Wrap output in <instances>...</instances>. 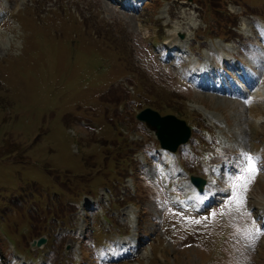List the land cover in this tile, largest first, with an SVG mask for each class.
<instances>
[{"label":"rangeland","instance_id":"1","mask_svg":"<svg viewBox=\"0 0 264 264\" xmlns=\"http://www.w3.org/2000/svg\"><path fill=\"white\" fill-rule=\"evenodd\" d=\"M260 19L264 0H0V145L24 150L20 161L0 160V248H15L7 264L18 254L41 262L44 251L28 245L34 225L59 234L49 264H264V225L248 212L264 199ZM225 46L237 56L230 65ZM147 105L193 127L176 153L137 119ZM191 173L208 179L200 197ZM105 175L119 206L105 187L74 193ZM171 194L205 214L181 213ZM80 203L69 227L70 213L59 214ZM72 238L82 256L74 247L65 259Z\"/></svg>","mask_w":264,"mask_h":264},{"label":"water","instance_id":"2","mask_svg":"<svg viewBox=\"0 0 264 264\" xmlns=\"http://www.w3.org/2000/svg\"><path fill=\"white\" fill-rule=\"evenodd\" d=\"M138 117L147 121L148 124L156 130L158 137L166 148L176 150L178 145L187 141L191 135L190 126H188L186 121L174 115L161 116L159 113L148 108L138 114ZM192 180L200 187V189L203 188V185L205 184L204 179L193 176ZM45 242L46 237L43 236L40 239L34 240L32 246L38 247Z\"/></svg>","mask_w":264,"mask_h":264},{"label":"trees","instance_id":"3","mask_svg":"<svg viewBox=\"0 0 264 264\" xmlns=\"http://www.w3.org/2000/svg\"><path fill=\"white\" fill-rule=\"evenodd\" d=\"M6 141L7 140H5L4 142H0V144L4 143V145H5ZM21 149L22 148H21L20 143L18 144L14 140H11L9 143V146L7 145L4 148L0 145V160L7 159L9 161H16L22 152ZM105 178L107 179L106 175H105ZM82 183H84V182H82ZM83 188H85V185H83ZM73 208H75V207L72 206V208H69L68 211H71V209H73Z\"/></svg>","mask_w":264,"mask_h":264},{"label":"snow or ice","instance_id":"4","mask_svg":"<svg viewBox=\"0 0 264 264\" xmlns=\"http://www.w3.org/2000/svg\"><path fill=\"white\" fill-rule=\"evenodd\" d=\"M244 159L247 162V166H248V170L250 172H254L255 171V164H254V158L250 155H248L247 153L244 154ZM241 171H243V169H241ZM240 177H237V179H239ZM249 181H245V190H246V185ZM259 231V230H257Z\"/></svg>","mask_w":264,"mask_h":264},{"label":"bare ground","instance_id":"5","mask_svg":"<svg viewBox=\"0 0 264 264\" xmlns=\"http://www.w3.org/2000/svg\"><path fill=\"white\" fill-rule=\"evenodd\" d=\"M173 40H176V41L179 42L178 38H176V37H174ZM252 203L255 204L254 201H252ZM257 203L260 205V208L262 209L261 211L264 213V202H257ZM253 204H252V205H253ZM263 222H264V221H263ZM262 230H263V229H262ZM126 241H127V239H124V240H123V242H126Z\"/></svg>","mask_w":264,"mask_h":264}]
</instances>
